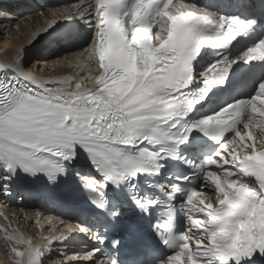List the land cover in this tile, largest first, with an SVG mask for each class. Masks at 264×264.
I'll return each mask as SVG.
<instances>
[{"label": "snow or ice", "instance_id": "1", "mask_svg": "<svg viewBox=\"0 0 264 264\" xmlns=\"http://www.w3.org/2000/svg\"><path fill=\"white\" fill-rule=\"evenodd\" d=\"M142 7L147 10L146 18L134 20L133 13ZM77 16L94 25L92 38L76 57L90 86H83L85 77L80 75L74 80L34 76L24 71L19 59L12 65H0L3 71L12 72L8 80H0V158L5 170L19 166L34 174L45 166L51 168L55 160L70 162L78 145L90 155L96 171L115 184L157 161V153L142 146L145 142L181 144L196 129L217 142L218 151L192 165L204 185L190 191L181 205L187 229L177 239L164 241L175 249L166 264H229L233 260L238 264L257 250L264 254V162L258 159L264 156V83L250 98L227 104L189 127L178 124L236 62L213 63L201 73L203 87L191 90L190 62L201 46L227 47L251 22L215 17L182 0H156L150 6L136 0H94V4L87 0V7L78 5L75 13H53V19L32 40ZM0 18L10 20L11 14L0 13ZM156 49L161 51L153 58ZM16 55L20 57L21 52ZM238 59L264 60V40ZM136 65L149 74H137ZM255 129L260 130L259 136H254ZM213 165L218 170H211ZM246 178L254 179L255 187ZM86 186L97 191L105 185L86 179ZM205 186H214V202L194 199L205 193ZM176 191L173 187L172 192ZM99 195L102 198V191ZM227 198H232L231 207L222 203ZM216 217L222 219L218 222ZM0 231L13 264H41L44 248L7 229ZM20 243L26 245L24 251L17 248ZM95 251L83 259L90 260ZM77 259L73 256L60 264Z\"/></svg>", "mask_w": 264, "mask_h": 264}, {"label": "bare ground", "instance_id": "2", "mask_svg": "<svg viewBox=\"0 0 264 264\" xmlns=\"http://www.w3.org/2000/svg\"><path fill=\"white\" fill-rule=\"evenodd\" d=\"M34 1L35 0H7V2L12 4V7L14 6L17 8L18 13L11 15V19L15 18L14 20L10 19L12 21L11 25L9 24V19L0 18V34H2L0 35V57L4 59L3 61L8 65L15 63V61L19 59L24 71L45 80H60L62 78H72L74 80L77 75H80L81 71V69L77 67V64L80 63V61L76 59L81 49L66 48L63 50H57L60 48V45L55 44L51 47L53 51H42L39 49L36 39L32 40V37L33 34L38 33L39 30L45 28L48 22L53 19V13L59 12L66 14L67 11L69 12L72 10V12L75 13L74 8L77 5V1L64 0L52 6H37V4H33ZM12 7L9 6V4H0V13H8V10L6 9H9L10 13V8ZM35 9L40 12V15L39 13L36 15V13L33 12ZM57 18L59 19L60 17ZM32 21H34V23ZM6 34L7 36H5ZM34 48H37L36 51H33ZM18 50L21 52L20 57H17L16 55ZM82 76L85 77L84 83H86L87 73ZM47 86L59 87L58 84H49ZM18 219H22L19 223H22L23 226L17 224ZM34 220L38 221V223L36 222L37 225L40 223V232L33 229L34 224L32 222ZM48 221L52 222L51 231L48 230L47 227L43 228L44 224ZM69 226L73 228L72 232L67 231ZM0 229H7L8 232L19 235L23 240L30 241L32 245H39L44 248L46 253L41 258V264L60 263V258H57L56 261L47 263L46 258H48L50 252L51 258L56 257L57 255L64 257L62 259L65 260L73 256L79 258L77 259L78 262L75 260L69 262V264L96 263L94 258H91L90 260L83 259V257L89 255L88 251H85L83 245L79 243L80 238L87 237L85 233H82L70 223L63 222L57 217L48 214H41L36 208L30 207L20 210L19 212L6 210L3 215L0 216ZM33 232L38 235L33 236ZM0 235V249L2 250H0V264H4V262L7 261V257L5 256L10 253V249L5 247L4 232L0 231ZM62 235L67 238V242L64 245L63 239H52L53 237H62ZM13 243H15V241H13ZM54 245L56 247H54ZM16 246L21 251H24L26 248V245L23 243L17 244ZM72 250H74V253H71ZM23 259L26 260L27 258L24 257ZM8 264H13L12 256L10 257ZM97 264L100 263L98 262Z\"/></svg>", "mask_w": 264, "mask_h": 264}, {"label": "clouds", "instance_id": "3", "mask_svg": "<svg viewBox=\"0 0 264 264\" xmlns=\"http://www.w3.org/2000/svg\"><path fill=\"white\" fill-rule=\"evenodd\" d=\"M137 4H140V5H152L156 2V0H136ZM147 16V10L145 8H141V9H138L136 12L133 13V18L134 20L135 19H140V20H143L144 18H146ZM125 39H127V36H125ZM164 47V45H161V49ZM161 49H156L153 53H152V57L155 58V56L161 51ZM156 63H159L158 60L155 61ZM135 69H136V73L137 74H143V75H148L149 73L147 71H142L139 67V65H136L135 66ZM258 159L261 161V162H264V156H260L258 157ZM236 182L233 181V184H235ZM241 187H244V188H247V185H242ZM222 203L224 204H227L228 206H232L233 204V201H232V198H227L225 199L224 201H222ZM217 221L219 222L222 218L221 217H216Z\"/></svg>", "mask_w": 264, "mask_h": 264}, {"label": "rangeland", "instance_id": "4", "mask_svg": "<svg viewBox=\"0 0 264 264\" xmlns=\"http://www.w3.org/2000/svg\"><path fill=\"white\" fill-rule=\"evenodd\" d=\"M16 10H17V8H15V7L13 6L12 8H10V14H11V15H15L16 13H18V12H14V11H16ZM33 12L36 13V15H38L37 13H39V15H40V12H38L37 9L33 10ZM8 13H9V10H8ZM14 19H15V18H12L11 20H14ZM11 20H10V22H9L10 25H11V22H12ZM32 22L34 23V21H32ZM9 24H8V25H9ZM21 25H22V24H21ZM0 35H2V34H0ZM5 36H7V34H6ZM38 58H39V57H38ZM18 218H19V216H18ZM21 221H22V219H21V220L18 219V221H17V224H18L19 226H21V225L23 226L22 223H19V222H21ZM34 221H35V222H34ZM34 221L32 222V223L34 224V226H33L34 228H33V229H35L37 232H40V231H41V229L39 228V227H40V223L37 225L38 221H37V220H34ZM36 222H37V223H36ZM13 224H15V223H13ZM51 224H52V222L48 221L47 223L44 224L43 228L47 227V229L51 231V228H52V225H51ZM49 225H50V226H49ZM36 228H37V229H36ZM39 229H40V230H39ZM31 230H32V229H31ZM31 230H30V231H31ZM44 230H46V229H44ZM32 235H33V236H37L38 234L35 233V232H33ZM0 236H1V235H0ZM53 244H54V243H53ZM52 246H53V245H52ZM54 247H56V246L54 245ZM0 250H1V249H0ZM1 251H2V250H1ZM4 252H5V251H4ZM57 253H59V252H57ZM71 253H74V250H72ZM50 254H51V252L48 254V258H46L47 263H48V262L56 261L57 258H60V260H65V259H62V258H64V257H61L60 255H57L56 257L51 258V255H50ZM8 255H9V256H8ZM49 255H50V256H49ZM76 255H78V254H76ZM11 256H12V255H11L10 253H8V254L5 256V257H7V258H6L7 261L4 262V264H8V263H9V261H10V257H11ZM70 256H71V255H70ZM5 257H4V258H5ZM8 258H9V259H8ZM68 259H70V258H68ZM70 262H71V261H70ZM76 262H78V260H77ZM48 264H49V263H48ZM59 264H60V263H59Z\"/></svg>", "mask_w": 264, "mask_h": 264}]
</instances>
